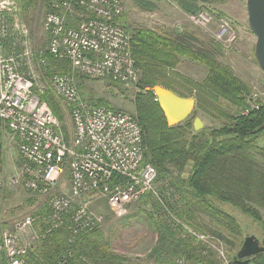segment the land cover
<instances>
[{
  "label": "built area",
  "instance_id": "obj_1",
  "mask_svg": "<svg viewBox=\"0 0 264 264\" xmlns=\"http://www.w3.org/2000/svg\"><path fill=\"white\" fill-rule=\"evenodd\" d=\"M22 1L26 0H0V128L18 140L25 188L33 195L47 196V210L15 221L10 229L0 221V264H24L42 234L61 226L67 227L71 242L83 232L99 229L102 218L92 207L99 199L104 198L119 219L146 194L162 201L156 170L142 162V130L136 116L94 105L81 97L78 88L77 76L109 87L136 88L131 39L120 21L122 0H42L43 51L33 50V39L19 15ZM9 19L15 26L20 21L24 35L11 28ZM208 19L202 14L196 17L202 24ZM215 37L224 48L236 38L227 24L219 26ZM8 44L10 48L5 49ZM44 53L66 62L70 72L46 76L40 81L43 88L36 90V82L25 75L26 68L37 65L42 69ZM23 57L30 59L28 66L21 62ZM47 91L58 100L64 119L69 116L67 138L48 104L40 99ZM255 91L246 96L242 115L264 108V98ZM3 187L0 172V199ZM165 218L193 237H207L195 234L171 214Z\"/></svg>",
  "mask_w": 264,
  "mask_h": 264
},
{
  "label": "trees",
  "instance_id": "obj_2",
  "mask_svg": "<svg viewBox=\"0 0 264 264\" xmlns=\"http://www.w3.org/2000/svg\"><path fill=\"white\" fill-rule=\"evenodd\" d=\"M169 1L185 14L197 17L210 13L208 6L217 0ZM21 3L20 17L31 24L34 0ZM143 8L146 9L144 5ZM128 32L131 56L138 72L133 108L142 130V162L156 170L162 196L160 202L148 194L139 200L146 209L150 206V212H144L157 234L158 244L150 252V258L156 264H213L209 254L204 255L202 248L194 247L188 238H181L165 217L171 214L196 231L219 238L231 251L238 250L245 237L239 217L245 216L264 229V108L247 115L240 113L250 91L230 66L220 60L226 49L221 44L201 41L188 30L161 34L138 27ZM9 45L4 48L9 49ZM42 57L46 63L42 67L45 76L70 72L66 62L46 53ZM181 59L204 67V78L196 82L178 73ZM77 80L84 100L115 110L103 99L92 101L90 96H85L81 89L86 79L77 76ZM156 85L180 96L194 94V109L218 119L219 127L194 132L190 117L168 127L153 92L145 91ZM176 86H181L182 92ZM40 99L62 124L64 117L58 100L49 91ZM62 129L67 138L65 126ZM1 148L0 128V170L3 167ZM70 238L66 226L42 234L24 257V264H126L110 252L98 228L79 234L72 242ZM249 262L264 264V253Z\"/></svg>",
  "mask_w": 264,
  "mask_h": 264
},
{
  "label": "rangeland",
  "instance_id": "obj_3",
  "mask_svg": "<svg viewBox=\"0 0 264 264\" xmlns=\"http://www.w3.org/2000/svg\"><path fill=\"white\" fill-rule=\"evenodd\" d=\"M147 1L148 3H142V1L137 0H122L124 13L120 17V21L125 25L127 31L138 27H145L161 34H173L181 30H188L199 40L204 42L211 41L216 44L219 42L215 37L219 26L227 24L236 38L223 51L220 60L229 65L233 74L248 86L250 91L249 95L252 91L256 90L255 93L258 94L259 98L261 97V100L264 98V77L254 58L253 48L255 37L251 34L247 26L245 0H217L215 4H210L208 8H210L211 12L207 14L202 13V15L209 18L207 24L199 23L196 17L185 14L175 3L169 0ZM150 4H153L154 7ZM143 5L146 9L143 8ZM44 12L43 1L34 0L31 24H27V19L22 18L26 22L33 39L34 45L32 46L34 51H43L46 49V38L41 30ZM222 19H224V22L221 21ZM10 21L13 24L11 28L24 35L20 21L17 22L18 26H15V22L12 20ZM200 21H202L201 18ZM21 38L23 39V37ZM28 50L30 49L28 48ZM29 60L23 57L21 62L28 66L27 62ZM26 69L27 73L25 75L31 77L36 82V90L42 89L43 85L40 81L42 79L45 81L47 77L44 75L40 66L32 65ZM176 71L183 77L196 82L201 81L206 74L204 67L186 59H181ZM82 83L81 91L84 92L85 96H90L92 101L93 99L95 101L103 99L117 110L135 114L133 100L134 90L138 91L136 88L134 90H124L121 87H109L107 83L96 80H83ZM181 88V86H176V90L179 92H182ZM229 110L235 112L234 109L229 108ZM66 115L61 125L65 126L68 132L70 130V121L69 116ZM189 117L191 119L198 117L203 124V129L218 128L220 125L218 119L209 117L201 110L194 109L193 114ZM17 142L18 140L16 138H13L6 132H2L1 154L3 167L0 172L2 173L4 187L0 199V221L5 223V227L9 229L12 228L15 221L22 220V218L28 215H36L38 212L44 213L47 210V196L33 195L25 188L23 162L18 152ZM85 198L88 199V197ZM152 204L154 205V201ZM92 207L102 218L99 230L110 252L123 259V262L126 261V264H156L154 262L155 260L150 258V252L157 247V234L153 230L151 219L144 212L145 210H149L150 212L149 205H147L146 209L138 201L130 205L127 215L120 219L112 215L104 198L94 201ZM89 211H91V208ZM157 211L160 214L159 209ZM38 220L41 224L42 218ZM238 221L241 223L244 236L254 235L259 241L264 239V229L257 227V224L251 222L247 217L241 216ZM179 222L195 234L206 236L204 233L196 231L189 225L181 221ZM175 226L178 227L175 228ZM171 228L177 234H182V237L180 236L181 238H188L194 247L202 248L204 255L209 254L208 259L210 258L213 264H229L238 251H231L217 237L209 235L210 237L207 236L200 240L199 238L191 236L179 224H175ZM219 251L222 252V255H219Z\"/></svg>",
  "mask_w": 264,
  "mask_h": 264
},
{
  "label": "water",
  "instance_id": "obj_4",
  "mask_svg": "<svg viewBox=\"0 0 264 264\" xmlns=\"http://www.w3.org/2000/svg\"><path fill=\"white\" fill-rule=\"evenodd\" d=\"M248 29L255 37L254 58L264 77V0H245ZM153 92L168 127L185 121L195 108V95L180 96L161 86L146 88ZM192 129L198 132L203 124L198 117L192 121ZM264 253V239L259 241L254 235L245 236L243 242L229 264H248L254 256Z\"/></svg>",
  "mask_w": 264,
  "mask_h": 264
}]
</instances>
